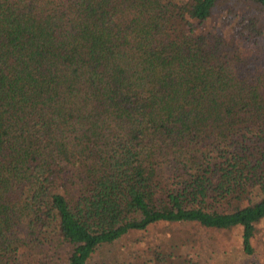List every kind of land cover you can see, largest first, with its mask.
<instances>
[{"label":"trees","instance_id":"16d2710c","mask_svg":"<svg viewBox=\"0 0 264 264\" xmlns=\"http://www.w3.org/2000/svg\"><path fill=\"white\" fill-rule=\"evenodd\" d=\"M0 264H264V0H0Z\"/></svg>","mask_w":264,"mask_h":264},{"label":"rangeland","instance_id":"374dc122","mask_svg":"<svg viewBox=\"0 0 264 264\" xmlns=\"http://www.w3.org/2000/svg\"><path fill=\"white\" fill-rule=\"evenodd\" d=\"M180 232L181 231L179 228H176L175 234L178 235ZM197 235L202 239V243H208V245L205 244L206 247H209V243H213V245L215 244V246H217V248L220 250L216 256H211L209 252L208 256L214 258L217 261H225L228 263H233L238 260L237 255L239 253V245L241 242V233L239 229H233L228 233H213L210 230L205 232L199 231L197 232ZM167 236H169L168 228L163 229L161 227H156L148 230L147 232H140L135 236L132 235V238H130V236L122 238L115 244L106 247L100 254H97L96 257L98 259L95 258V260L105 258L110 260V258L113 256L123 258L122 256L128 255L134 248H136L137 251L140 250L141 253L142 249L146 247L148 242L151 241L160 243V241L167 239ZM200 245L199 247L196 245L194 249L196 251L200 250ZM144 255L146 254L144 253Z\"/></svg>","mask_w":264,"mask_h":264}]
</instances>
